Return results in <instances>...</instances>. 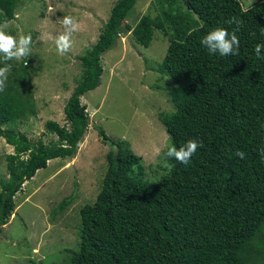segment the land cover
Returning a JSON list of instances; mask_svg holds the SVG:
<instances>
[{
	"label": "trees",
	"instance_id": "16d2710c",
	"mask_svg": "<svg viewBox=\"0 0 264 264\" xmlns=\"http://www.w3.org/2000/svg\"><path fill=\"white\" fill-rule=\"evenodd\" d=\"M155 1L159 13L136 22L134 40L148 47L157 30L167 36L158 70L172 80L175 109L159 116L174 146L196 140L202 147L187 166L171 158L169 173L151 181L130 143L97 126L109 146L107 168L95 201L80 208L79 246L68 248V264H263L264 58L254 48L264 43V0L248 9L240 0ZM135 3L116 0L97 41L79 56L82 74L64 107L67 124L46 122L56 138L34 140L20 130L36 114L31 69L9 71L0 92V136L14 152L1 183L0 233L23 184L51 159L77 154L90 125L81 97L100 85L102 56ZM16 7L17 0H0V22L14 18ZM233 17L243 22L238 55L210 54L201 39L216 27L231 33Z\"/></svg>",
	"mask_w": 264,
	"mask_h": 264
},
{
	"label": "rangeland",
	"instance_id": "374dc122",
	"mask_svg": "<svg viewBox=\"0 0 264 264\" xmlns=\"http://www.w3.org/2000/svg\"><path fill=\"white\" fill-rule=\"evenodd\" d=\"M115 1L17 0L14 18L0 22H7L6 32L17 38L32 37L31 55L7 63L11 69L22 64L31 69L36 114L20 124L30 138H56L48 133V120L67 124L64 107L82 74L79 56L97 41ZM240 1L248 9L260 0ZM159 11L155 0H136L117 43L102 56L100 85L81 97L90 117L84 141L74 157L51 159L16 193L12 217L0 233V264H68V248L79 246L80 208L95 201L107 168L109 146L97 126L130 143L141 157L144 178L154 181L169 173L173 163L165 153L173 144L159 115L175 106L169 94L172 80L158 70L169 40L157 30L146 47L132 32L144 14ZM69 15L80 29L72 34V49L59 55L54 39L64 31L62 20ZM13 152L0 136V189L8 177L7 156Z\"/></svg>",
	"mask_w": 264,
	"mask_h": 264
},
{
	"label": "clouds",
	"instance_id": "9594fccd",
	"mask_svg": "<svg viewBox=\"0 0 264 264\" xmlns=\"http://www.w3.org/2000/svg\"><path fill=\"white\" fill-rule=\"evenodd\" d=\"M49 11H53L51 6L49 7ZM227 23L229 25H235L231 33L224 27H216L201 39V44L210 54L219 53L220 56L238 55L240 40L237 33L243 27V22L233 17L229 19ZM62 25L64 31L54 39L56 50L59 55H64L72 49V34L80 29L79 22L70 15L63 17ZM7 27V22L0 24V54H2L5 64V66L0 67V92L4 91L6 88L8 73L11 69V65L7 64V61L13 59L20 60L31 55V35H20L17 38L6 32L5 29H7ZM262 50H264V43H257L254 48L257 57L264 58V56H262ZM199 147H202V142L189 140L179 148L174 145L168 147L165 156L167 158H174L181 164L187 166ZM235 155L240 159L245 158V153L243 151H237ZM260 155L264 156V148L260 149Z\"/></svg>",
	"mask_w": 264,
	"mask_h": 264
},
{
	"label": "crops",
	"instance_id": "0c3cea01",
	"mask_svg": "<svg viewBox=\"0 0 264 264\" xmlns=\"http://www.w3.org/2000/svg\"><path fill=\"white\" fill-rule=\"evenodd\" d=\"M12 146V145H11ZM13 147V146H12ZM13 149H14V147H13Z\"/></svg>",
	"mask_w": 264,
	"mask_h": 264
},
{
	"label": "bare ground",
	"instance_id": "6f19581e",
	"mask_svg": "<svg viewBox=\"0 0 264 264\" xmlns=\"http://www.w3.org/2000/svg\"><path fill=\"white\" fill-rule=\"evenodd\" d=\"M12 217V216H11Z\"/></svg>",
	"mask_w": 264,
	"mask_h": 264
}]
</instances>
